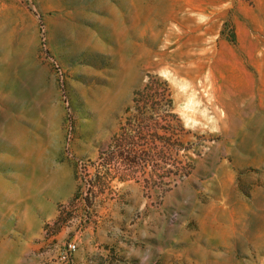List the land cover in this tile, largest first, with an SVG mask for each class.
Here are the masks:
<instances>
[{
    "label": "rangeland",
    "instance_id": "rangeland-1",
    "mask_svg": "<svg viewBox=\"0 0 264 264\" xmlns=\"http://www.w3.org/2000/svg\"><path fill=\"white\" fill-rule=\"evenodd\" d=\"M149 75L182 179L100 157ZM0 264H264V0H0Z\"/></svg>",
    "mask_w": 264,
    "mask_h": 264
},
{
    "label": "trees",
    "instance_id": "trees-1",
    "mask_svg": "<svg viewBox=\"0 0 264 264\" xmlns=\"http://www.w3.org/2000/svg\"><path fill=\"white\" fill-rule=\"evenodd\" d=\"M132 102L133 105L126 108L112 142L100 156L104 158L103 163H110L116 157L125 161L131 155L130 162L135 165L148 167L157 161L163 178L177 180L188 176V164L182 160V165H177L179 153L190 150L188 131L175 111L168 82L149 75V81L134 92ZM131 147L134 149L130 151Z\"/></svg>",
    "mask_w": 264,
    "mask_h": 264
},
{
    "label": "built area",
    "instance_id": "built-area-1",
    "mask_svg": "<svg viewBox=\"0 0 264 264\" xmlns=\"http://www.w3.org/2000/svg\"><path fill=\"white\" fill-rule=\"evenodd\" d=\"M75 250H76V244L73 242L68 243L65 249L60 253V258L63 261H69L70 257L73 255Z\"/></svg>",
    "mask_w": 264,
    "mask_h": 264
}]
</instances>
